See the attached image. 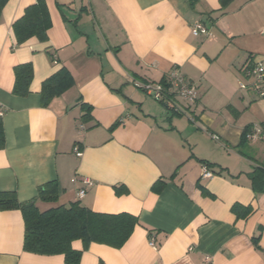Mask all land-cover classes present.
Segmentation results:
<instances>
[{
  "label": "crops",
  "instance_id": "0c3cea01",
  "mask_svg": "<svg viewBox=\"0 0 264 264\" xmlns=\"http://www.w3.org/2000/svg\"><path fill=\"white\" fill-rule=\"evenodd\" d=\"M35 3L8 0L0 17V193L36 199L40 212L79 202L138 219L120 249L91 244L80 264H264V193H254L249 178L264 163V140L239 147L244 128L264 125V98L239 88L247 62L264 66V0L225 9L219 0L193 8L189 0H45L47 41L17 46L12 25ZM196 22L209 36H192ZM23 64L32 81L19 97L14 68ZM62 67L73 87L42 108V83ZM174 68L198 92L195 104L175 100L179 116L132 86L160 82ZM82 104L90 119L81 118ZM204 163L210 179L201 178ZM157 181L159 192L151 189ZM50 182L55 202L38 200ZM120 185L127 194H115ZM234 204L252 213L237 218ZM23 236L21 212L0 211V264H64L61 255L24 252Z\"/></svg>",
  "mask_w": 264,
  "mask_h": 264
},
{
  "label": "trees",
  "instance_id": "16d2710c",
  "mask_svg": "<svg viewBox=\"0 0 264 264\" xmlns=\"http://www.w3.org/2000/svg\"><path fill=\"white\" fill-rule=\"evenodd\" d=\"M232 1L219 0L221 9H225ZM7 2L8 0H0V17ZM189 2L193 8L196 0H189ZM51 26L45 0H36V3L26 8L23 16L12 25L16 45L19 46L31 38H36L40 42H46L47 32ZM204 26L206 27V25ZM48 55L50 60L54 62L53 56ZM14 77L15 82L12 94L19 97L26 96L29 93L28 88L32 81V66L30 64L16 66L14 68ZM159 83L165 85V78ZM73 84L70 72L65 67H62L42 83L40 106L46 108L54 98L60 97L64 92L72 88ZM167 100V103L163 102L166 109L170 110L172 115H181L182 111L176 107L174 98H167ZM81 109L84 113L81 118L90 119L91 107L82 104ZM117 125L118 123L112 126L110 132ZM258 126L264 127L263 124ZM252 127L248 126L244 128L239 147L244 146L248 142L246 137L251 132ZM3 147L4 132L0 118V150ZM204 166L209 167L205 163ZM249 178L254 193H264V163L254 168L249 174ZM163 186V182L157 181L151 189L159 192ZM113 189L117 196L127 194L126 188L122 185L115 186ZM200 189L202 194L209 195L205 189L202 187ZM56 195L57 185L55 182H50L38 189L37 199L43 202H55ZM35 201L36 199L19 203L15 193H0V211L19 210L21 212L24 221V252L40 256L61 255L63 256L64 264H80L82 253L91 244L120 249L131 236L134 227L138 224V219L130 214L96 213L81 206L79 202L40 212L35 207ZM231 211L237 218H247L252 213V208L251 206L234 204ZM75 241L82 243V250L76 251L72 248V243ZM253 241L257 248L258 237L254 238Z\"/></svg>",
  "mask_w": 264,
  "mask_h": 264
},
{
  "label": "built area",
  "instance_id": "2783aa9c",
  "mask_svg": "<svg viewBox=\"0 0 264 264\" xmlns=\"http://www.w3.org/2000/svg\"><path fill=\"white\" fill-rule=\"evenodd\" d=\"M191 34L193 37L209 36V31L201 22H196L191 28ZM243 75L247 83L240 84V90L251 91L256 97L260 99L264 98V66L260 63L248 62L243 68ZM166 85L168 86L167 88ZM132 86L142 91L155 102L167 103V98H174V100L181 99L188 104H195L198 99V92L194 85L182 76L177 68H174L167 74L165 85L159 82L143 83L133 81ZM2 116L3 111L0 109V118ZM246 139L249 142L261 141L264 139V127L258 125L253 126ZM75 155L79 157L81 153L75 150ZM212 177L213 173L204 166L202 168L201 178L210 179ZM84 183L86 186L92 185L89 180H84ZM84 195L85 191L83 189L77 193L78 199H82ZM149 245L155 248L153 237L149 238Z\"/></svg>",
  "mask_w": 264,
  "mask_h": 264
},
{
  "label": "rangeland",
  "instance_id": "374dc122",
  "mask_svg": "<svg viewBox=\"0 0 264 264\" xmlns=\"http://www.w3.org/2000/svg\"><path fill=\"white\" fill-rule=\"evenodd\" d=\"M147 100H148L149 102L153 103V104H156V106L160 107L156 102H154L153 100H151L149 97L147 98ZM247 147H248V146H247ZM244 151H245V153H247L248 155H253V154L251 153V151L249 150V148H245Z\"/></svg>",
  "mask_w": 264,
  "mask_h": 264
}]
</instances>
